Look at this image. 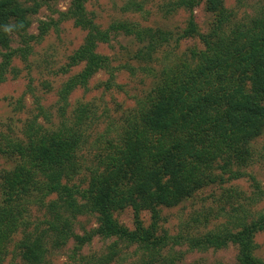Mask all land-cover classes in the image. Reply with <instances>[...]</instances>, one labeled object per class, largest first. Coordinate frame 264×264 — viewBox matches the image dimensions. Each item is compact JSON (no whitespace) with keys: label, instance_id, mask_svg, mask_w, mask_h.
<instances>
[{"label":"trees","instance_id":"1","mask_svg":"<svg viewBox=\"0 0 264 264\" xmlns=\"http://www.w3.org/2000/svg\"><path fill=\"white\" fill-rule=\"evenodd\" d=\"M87 1L71 0L64 15L86 32L67 66L83 68L62 88L64 98L87 88L101 71L111 77L106 87L113 86L111 60L98 52L113 34L149 43L150 50L139 53L148 58L156 46L174 38L169 31L128 21L103 29L87 12ZM201 1L179 0L176 5L193 13ZM205 1L207 11L215 15L211 30L200 35L191 14L177 39L200 37L203 48L161 63L160 82L152 93L138 102L116 131L111 125L94 143L96 163L86 186L74 179L81 169L79 154L89 143L88 130L98 120L89 105L80 107L73 123L64 122L59 130L33 126L25 141L9 142L18 163L0 172V264H51L48 257L55 250L73 241L78 255L95 236L113 241L109 261L136 247L144 264H174L164 250L170 244L186 243L200 251L234 245L236 264H264L255 256L256 236L264 233V211L250 208L264 200V189L253 176H249L253 190L249 206V202L235 203L241 193L232 188L221 195L219 214L225 223L215 230L178 237L158 231L161 207H175L205 189L246 177L242 168L255 158L251 143L264 131V8L247 21L231 25L233 13L223 0ZM30 11L21 0H0V47L5 51L0 83L17 55L24 59L29 55L30 47L12 48L9 30L13 26L14 32L25 34ZM47 30L43 24L40 36ZM36 206L45 208L44 218H26L29 208ZM127 207L134 212L133 229L115 218L117 211ZM143 211L151 213L149 227L140 219ZM88 215L97 217V229L77 234L78 218ZM19 232L18 259L11 245Z\"/></svg>","mask_w":264,"mask_h":264},{"label":"rangeland","instance_id":"2","mask_svg":"<svg viewBox=\"0 0 264 264\" xmlns=\"http://www.w3.org/2000/svg\"><path fill=\"white\" fill-rule=\"evenodd\" d=\"M21 2L31 9L28 14L30 27L25 34H17L12 26L9 35L13 49L30 47V52L26 59L18 55L14 58L5 80L0 83V172L12 170L18 163L8 146L10 141H25L33 126L42 131L59 130L64 122L73 123L72 119H76L80 107L89 105L98 120L88 130L89 143L79 154L81 169L74 179L75 183L86 186L96 163L97 146L94 143L111 125L116 131L138 102L152 93L160 82L161 63L193 48H203L200 37L177 41L187 28L191 14L200 35L211 30L215 15L207 11L205 0L193 9V13L179 8L176 5L179 0H88L85 5L87 12L103 29L116 22L128 21L152 30L169 31L174 38L167 44L156 46L154 54L148 58L139 53L149 51V43L141 44L133 37L113 34L110 43L98 47V52L111 60L113 86L106 87L111 77L108 72L101 71L87 88H78L64 98L62 88L83 68L68 69L67 66L71 55L84 43L86 32L64 16L71 0ZM223 5L233 13L231 25H234L255 16L264 8V0H223ZM43 24L48 25V30L40 36ZM24 39H27V44ZM3 52L0 47V64ZM113 135L114 132L111 133ZM250 147L255 158L242 168L246 177L225 186L205 189L175 207H161L159 233L169 237L195 236L220 227L225 223L219 214V206L223 204L220 197L228 188L241 193V199L235 200V203L246 205L249 202V206L252 201L248 198L253 191L249 176L255 177L264 189V131ZM250 208L254 212L264 211V200ZM45 215V208L36 206L29 208L26 218L35 221ZM115 218L127 228H134V212L130 207L117 211ZM140 219L145 227L152 223L149 211H143ZM97 226L95 215L82 216L78 218L74 231L81 235L95 231ZM21 238V232L17 233L11 246L16 248ZM112 242L95 236L76 255L75 244L70 241L60 250H55L48 259L51 264H144L136 247L125 250L122 258L120 255L116 260L109 261L107 256L109 249L114 247ZM255 243V256L264 261V233L256 236ZM18 255L20 250L16 248V257ZM163 255L174 264H236L238 248L229 245L222 249L200 251L191 249L186 243L170 244Z\"/></svg>","mask_w":264,"mask_h":264}]
</instances>
